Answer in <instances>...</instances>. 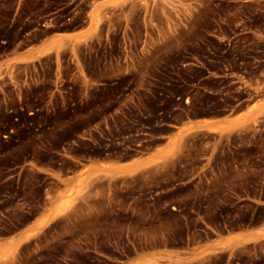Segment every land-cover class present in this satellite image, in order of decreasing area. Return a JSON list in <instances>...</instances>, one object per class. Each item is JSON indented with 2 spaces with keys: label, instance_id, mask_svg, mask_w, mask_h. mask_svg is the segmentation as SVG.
I'll return each mask as SVG.
<instances>
[{
  "label": "rangeland",
  "instance_id": "1",
  "mask_svg": "<svg viewBox=\"0 0 264 264\" xmlns=\"http://www.w3.org/2000/svg\"><path fill=\"white\" fill-rule=\"evenodd\" d=\"M0 264H264V0H0Z\"/></svg>",
  "mask_w": 264,
  "mask_h": 264
}]
</instances>
